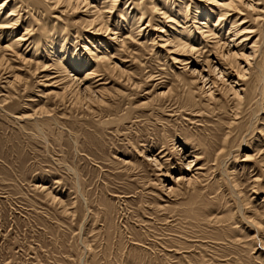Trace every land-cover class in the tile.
<instances>
[{
  "label": "rangeland",
  "instance_id": "obj_1",
  "mask_svg": "<svg viewBox=\"0 0 264 264\" xmlns=\"http://www.w3.org/2000/svg\"><path fill=\"white\" fill-rule=\"evenodd\" d=\"M119 1L111 28H123L124 36L131 38L128 45L133 55L124 53L120 60L134 81L145 82L150 74L157 79L161 73L168 74V79L184 75L183 67L174 65L171 58L155 59L157 50L148 40L136 32L131 35L136 28L132 0ZM180 14L183 18L185 11ZM69 18L76 24L69 45L87 58L83 46L90 34L78 25L86 17ZM32 53L25 55L31 58ZM40 73L29 75V88L22 94L7 89L15 97L13 105L3 102L5 77L0 81V264H264L252 229L232 220L233 201L225 185L217 183L219 167L204 173L195 188L171 181L179 172L171 152L175 131H192L196 124L183 125L178 118L164 116L174 109L168 102L163 104L166 112L160 111L158 117L135 119L148 109L143 104L151 101L152 108L159 103L154 100V104L153 93L162 88L154 89L150 82L137 92L114 77H105L97 85L106 82L107 103L88 107L76 105L71 97L61 100L51 95L57 89L48 82L56 74ZM118 89L126 95L116 93ZM259 111L257 128L264 123V111ZM19 115L30 118L14 120ZM211 116V127L201 124L216 129L214 133L230 121L222 114L226 119L218 125V118ZM255 118L249 121L254 123ZM36 121L45 129L36 130L32 126ZM256 130L250 136L246 130L234 134L230 142L234 153L227 166L248 204L247 214L261 224L264 239V178L256 185L253 182L259 171L264 173L258 163L264 158V139ZM245 136L248 144L240 147ZM260 148L262 156L257 153ZM147 149L167 162V177L144 161ZM245 154L254 158L243 162ZM124 159L131 162L122 164ZM172 186L178 187L176 193L168 194L165 188Z\"/></svg>",
  "mask_w": 264,
  "mask_h": 264
},
{
  "label": "bare ground",
  "instance_id": "obj_2",
  "mask_svg": "<svg viewBox=\"0 0 264 264\" xmlns=\"http://www.w3.org/2000/svg\"><path fill=\"white\" fill-rule=\"evenodd\" d=\"M119 2L111 0L94 4L85 0H0V81L5 77L2 89L24 93L29 88V75L54 71L56 77L51 78L48 85L55 86L57 90H52L50 94L61 100L71 97L76 105L84 103L90 107L107 103L105 100L109 90L106 82L97 85L100 81H106L105 77H114L137 92L150 82L154 89L162 88L153 93V101L159 103L151 108L148 99L150 102L142 105V108L148 109L138 113L135 119L158 117L160 111L166 112L163 104L168 102L173 103L170 108L174 109L164 116L178 118L177 121L183 125L196 124L194 130H198L182 128L175 131L171 152L179 172L178 176H172L171 181L174 185L184 184L187 188H195L202 182V177L206 175L204 173L219 167L221 175L217 183L225 185L226 193L233 201L232 220L243 228L252 229V239L257 246H261L264 259L261 224L247 214L248 204H245L239 185L231 178L232 171L227 166L234 153V145H230V142L235 133L246 130L250 136L257 129L261 130L264 139V123L262 127H255V122H260L257 115L259 109L264 111V0H132L136 28L131 35L136 32L139 37L148 40L152 49L157 50L153 55L155 59L160 55L171 58L174 65L183 67L184 74H176L171 79L167 78L166 73L159 74V79L150 74L145 76V82L137 83L125 62H122L124 53L132 54L128 45L131 38L124 36L121 32L123 28H111ZM180 11H185L183 18ZM74 14L86 17L78 25L88 29L90 34L83 46L87 58L76 53V47L73 51L69 45L72 27H76L69 17ZM151 28L156 29L155 34H152ZM24 47L26 49L22 51ZM27 51H33L31 58H28ZM50 76L45 77L49 79ZM9 91L3 95L5 104L12 102L13 94ZM116 91L119 95H126L122 90ZM222 114L230 117V121L227 119L229 123L222 121L226 119L221 118ZM16 116L14 120L18 122L30 118L27 115ZM208 116L218 118L216 123L222 125L223 122L226 128L216 127L219 134L214 133L216 129L214 131L206 126L211 123ZM249 117H256L254 123L249 121ZM33 125L38 131L45 129L38 121ZM246 139L247 136L240 147L248 144ZM257 153L261 155V148ZM244 157L246 160L243 162L252 160V156L245 154ZM143 159L157 168L160 176L167 177L169 172L163 157L147 149ZM124 160L121 162L125 165L131 162ZM258 163L264 167V158ZM258 174L253 181L255 185L264 178L262 170ZM177 188L172 186L165 190L172 194L176 193Z\"/></svg>",
  "mask_w": 264,
  "mask_h": 264
}]
</instances>
